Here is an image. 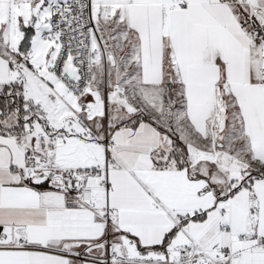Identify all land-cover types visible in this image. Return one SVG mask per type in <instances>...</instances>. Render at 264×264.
<instances>
[{"label": "snow or ice", "instance_id": "obj_1", "mask_svg": "<svg viewBox=\"0 0 264 264\" xmlns=\"http://www.w3.org/2000/svg\"><path fill=\"white\" fill-rule=\"evenodd\" d=\"M0 264H264V0H0Z\"/></svg>", "mask_w": 264, "mask_h": 264}]
</instances>
